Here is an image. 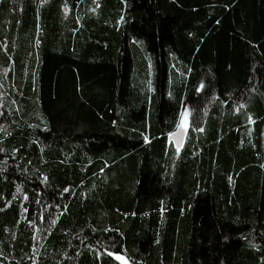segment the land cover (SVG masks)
I'll use <instances>...</instances> for the list:
<instances>
[{
  "label": "trees",
  "instance_id": "obj_1",
  "mask_svg": "<svg viewBox=\"0 0 264 264\" xmlns=\"http://www.w3.org/2000/svg\"><path fill=\"white\" fill-rule=\"evenodd\" d=\"M114 255L264 264V0H0V264Z\"/></svg>",
  "mask_w": 264,
  "mask_h": 264
},
{
  "label": "water",
  "instance_id": "obj_2",
  "mask_svg": "<svg viewBox=\"0 0 264 264\" xmlns=\"http://www.w3.org/2000/svg\"><path fill=\"white\" fill-rule=\"evenodd\" d=\"M185 136V130L180 126L169 135V139L174 142V145L178 148L181 147Z\"/></svg>",
  "mask_w": 264,
  "mask_h": 264
},
{
  "label": "rangeland",
  "instance_id": "obj_3",
  "mask_svg": "<svg viewBox=\"0 0 264 264\" xmlns=\"http://www.w3.org/2000/svg\"><path fill=\"white\" fill-rule=\"evenodd\" d=\"M188 115H189V109H188V106L184 108L183 110V117H182V121H181V125L180 127L182 129H184V126H186L187 124V121H188ZM115 258L117 259V257H122L121 255H114ZM120 264H128V262L125 260L124 257H122V259H117Z\"/></svg>",
  "mask_w": 264,
  "mask_h": 264
},
{
  "label": "snow or ice",
  "instance_id": "obj_4",
  "mask_svg": "<svg viewBox=\"0 0 264 264\" xmlns=\"http://www.w3.org/2000/svg\"><path fill=\"white\" fill-rule=\"evenodd\" d=\"M117 259H122V257H117Z\"/></svg>",
  "mask_w": 264,
  "mask_h": 264
}]
</instances>
